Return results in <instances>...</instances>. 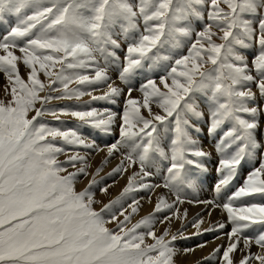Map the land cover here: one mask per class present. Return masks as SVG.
Wrapping results in <instances>:
<instances>
[{
    "label": "snow or ice",
    "instance_id": "6c2138e0",
    "mask_svg": "<svg viewBox=\"0 0 264 264\" xmlns=\"http://www.w3.org/2000/svg\"><path fill=\"white\" fill-rule=\"evenodd\" d=\"M0 73V264H174L178 239L209 232L227 243L207 264H264V0H0ZM117 157L101 180L127 184L97 209ZM212 171L213 198L190 196ZM185 203L226 220L185 223Z\"/></svg>",
    "mask_w": 264,
    "mask_h": 264
},
{
    "label": "bare ground",
    "instance_id": "6f19581e",
    "mask_svg": "<svg viewBox=\"0 0 264 264\" xmlns=\"http://www.w3.org/2000/svg\"><path fill=\"white\" fill-rule=\"evenodd\" d=\"M103 90L105 91L106 89H103ZM94 94H96V93H94ZM99 94H103V93L101 92ZM93 103H95V102H93ZM99 105L100 106L97 105V107H99V108L105 107V106H103L101 104H99ZM105 139H107V138H105ZM103 159H104V154L103 153L94 154L92 159H91L92 167H93L92 169L95 170L96 167H98V165L102 164ZM118 162H119V157H117L116 159H113L109 164L106 165L105 168L106 169L108 168L109 172H111L112 168L115 167ZM128 175H130V171L125 173L123 176H119V177H115V178L108 177L107 179H104V180L100 179L104 183L108 182L109 184H105V185H111V187L109 188L108 193L104 194V193L98 192V193H96V196L100 197V198H104V200H105L110 194V198L115 199L120 194V192L123 190V188L126 186L127 176ZM113 179L116 180L115 183H113ZM212 180H214V177L211 174H209L208 179L205 181V183H204V185L202 187V190H200L198 192V194H199L198 198L199 199H211L210 188H211V181ZM81 182L82 181L79 182V184L77 186L78 188L81 185L84 184V183H81ZM154 182L155 183H159L160 181L157 179ZM166 194L167 193H166L165 189H163V188L156 189L155 192L152 194L151 203H149L147 201V195H148L147 193H145V192L135 193L136 196L145 197V199L141 201L142 207L140 208V210H139V212L137 214L132 215L131 220L132 221H136L139 218H143V217L149 215L152 212L153 208H155V204L157 202V197L159 195H166ZM189 195H190V193H189ZM130 202L131 201L129 200L128 203H130ZM180 208H181V211H183V209H187V220L184 221V222L191 221L194 217L197 216L198 213L202 214L203 217H204V221H205L202 224V228H208V227L212 226L213 224H215L217 221L226 220V216L224 214H222V211L220 209H213L212 210V215L208 216L207 212L203 211L204 206L200 205V204H191L190 205V204L185 203V204L181 205ZM166 226H167L166 224H157V226H156L157 227V233L158 234L162 233ZM180 227H181V221L180 220L173 219L171 221V230H172V232H176L178 229H180ZM194 231H195V229L189 227L187 229V231L184 232V235L185 236H190L191 233H193ZM201 242H207V246L205 248H203V249L195 248L194 245L197 244V243H201ZM222 243L226 244L227 240L223 239V238L222 239H215V237L213 236L212 232L206 233L205 235H202V236H199V237H194L192 239H187V240L178 239L176 241V244H175V247L178 249V253H177L176 256L173 257V261H174L175 264H200L201 262H204V264H207V262L204 261L203 259L205 257L209 256V255H203V254H205L206 252H212L213 249H215L218 245H220ZM185 248H195V251L185 254L183 252V249H185ZM252 251L253 252H258L259 249L254 245L252 247ZM202 255L204 256V257H202L203 258L202 261L196 263V261L198 260V257H200ZM239 258H240V254L237 253L236 254V259L238 260Z\"/></svg>",
    "mask_w": 264,
    "mask_h": 264
},
{
    "label": "rangeland",
    "instance_id": "374dc122",
    "mask_svg": "<svg viewBox=\"0 0 264 264\" xmlns=\"http://www.w3.org/2000/svg\"><path fill=\"white\" fill-rule=\"evenodd\" d=\"M21 74L22 75H24V71H23V68H21ZM7 83V81H6V78H5V76L2 74V73H0V99H2L3 98V96H4V86H5V84ZM70 87H72V88H75V87H77V85L76 84H71L70 85ZM100 91V92H99ZM103 88H101L100 90H98V91H95L94 93H96V94H94L93 93V95H101V94H99V93H103ZM134 95L135 96H139L140 94L137 92L136 94L134 93ZM87 97V98H86ZM90 100V97H88V96H85V97H82L81 98V100L80 101H75V100H73V101H54L53 102V104H55V105H61V104H67L68 103V105H75V104H77V103H79V104H83L84 102H86V101H89ZM66 102V103H65ZM99 104H101V105H103V106H108L107 104H106V102H102V101H98V102H95V103H93V106H95V107H97V105L98 106H100ZM47 119L49 120V121H51L52 120V118L51 117H47ZM62 119L64 120V121H66V123L65 124H63V125H59V126H61V127H64V128H74L75 126H76V121L75 120H73V119H71V117H67V116H65V117H62ZM212 139L211 138H208L207 140H205V147H206V149H208V150H212ZM60 159L61 160H63V159H65V157L64 156H61L60 157ZM255 163V162H254ZM91 164H92V162H91ZM102 164H100V165H98V167H100ZM252 166H253V164H248V165H246L245 166V168L247 169V170H250L251 168H252ZM106 166H104V171L103 172H101L100 173V176L99 177H97V180H100L101 179V177H106L107 176V173H109V169L107 168H105ZM93 168V167H92ZM91 168V170H89L90 171V173L91 172H94L95 170H93ZM97 168V167H96ZM107 172V173H106ZM104 173V174H103ZM213 177H215V172L214 171H212L211 173H210ZM246 175V171H244V172H242L241 173V175H240V177L237 179V181H236V184H237V186H239L242 182H243V178H244V176ZM91 179V175H89L88 177H85V178H82L80 181H82L81 183H84L83 185H81L78 189H80V190H83V188H85L86 186H87V184H88V182H89V180ZM109 181V180H108ZM213 181L214 180H212L211 181V185H212V183H213ZM86 183V184H85ZM105 184H109L108 182H106V183H104L103 181H101L100 182V184H98L97 185V188H96V193H98V192H100L99 191V188L100 187H103ZM127 184V183H126ZM111 193V192H110ZM210 193H211V199L213 198V196H214V193H213V191H212V187L210 188ZM198 193H190V196H196V197H198ZM95 198L97 199V200H99V201H101V203L100 204H97V205H95V207L98 209V208H100L101 207V205L102 204H105V203H108L110 200H113L112 198H110V194H109V196L104 200V198H100V197H97L96 195H95ZM109 199V200H108ZM104 200V201H103ZM154 209V208H153ZM128 212L130 213L131 212V209H128ZM152 212H153V210H152ZM151 212V213H152ZM127 214V213H126ZM124 219V217H119V219L120 220H123ZM142 218H139V219H137L136 221H132V220H130L131 222H129L128 224H127V228H131L134 224H136L138 221H140ZM185 223H187V222H185ZM131 225V226H130ZM108 227H110V228H115L116 227V223L115 222H113V223H111V224H109L108 225ZM127 230V229H126ZM213 233V236L215 237V235H216V233H214V232H212ZM148 242H151L150 240L148 241ZM198 244V243H197ZM197 244H195L194 246H196ZM212 253V252H206L205 254H203V255H210V254ZM200 256V257H198V260L196 261V263H198V262H200V261H202V257H204V256ZM204 260V259H203ZM214 263L213 264H215V261H213ZM175 264V263H174ZM201 264V263H200Z\"/></svg>",
    "mask_w": 264,
    "mask_h": 264
}]
</instances>
